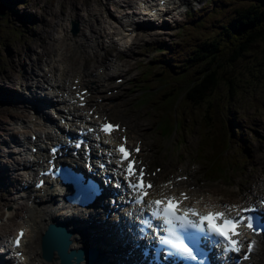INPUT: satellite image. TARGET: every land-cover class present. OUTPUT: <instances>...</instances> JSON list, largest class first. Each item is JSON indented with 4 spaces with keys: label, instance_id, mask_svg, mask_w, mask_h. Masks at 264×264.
<instances>
[{
    "label": "rangeland",
    "instance_id": "1",
    "mask_svg": "<svg viewBox=\"0 0 264 264\" xmlns=\"http://www.w3.org/2000/svg\"><path fill=\"white\" fill-rule=\"evenodd\" d=\"M140 0H133L132 11H138L137 4ZM210 0H197L196 3L187 6V0L177 1V7L173 8L174 14L172 18H168L167 24L157 28L156 26H151L150 29L137 31L136 34L129 35V32L125 31L122 35L116 36V39H122L124 37L133 39V43L127 44L126 40H123L122 43H117L115 49H110L111 40L107 38V35L102 32L101 29H104V24H106V32L114 28L117 24L108 17L107 14L100 15L98 11L91 12L88 10L98 9L96 3L91 4L90 9L86 5L80 10V15L75 16L73 11L64 10L59 11L60 8H65L66 5H61V3L55 2L45 14V25L38 26L37 22L42 18L36 7L47 8L49 6L50 0H20L19 5L14 7L9 5L6 0H0V15L2 11L4 15L0 16V73L5 71L6 73L10 72L8 67L10 62L18 63V60H13L12 55L16 53L21 59L23 66L18 68V75L25 73L36 74L37 70H34L30 67L31 59L27 58L26 47L40 51L41 45H38L36 42L27 43L26 36L32 34H41L45 38L46 44H51L54 49H59V53H63L66 58V51L70 54L67 56L70 58L72 65V70L78 69L79 65L82 63L83 56L86 57L90 49H86L83 55L80 57L79 52H82L81 44H93V41L104 43L105 46L108 45L107 49L102 54L93 55L87 61L91 67V71L98 68H104L100 64L104 61L108 64H112L111 59L113 57H118L122 61V73L125 74L127 78V84L125 88L121 90L119 98H124L118 102L115 106V113L118 114L116 119H123L127 123L131 130L132 135L141 137L144 139L146 146L149 148L148 155L145 158V162L150 164L152 168L155 165H159L163 168L164 181L174 180L176 177L182 175H189L191 177L187 185H196L200 186L204 193L207 194V200L213 204L222 203V201H242V202H251L254 199H257L258 195L264 193V81L258 85L254 84L251 86H241L238 88L237 94L230 98V93L226 88H222L219 93H217L214 98L224 101L229 107L230 117L235 119L236 124L241 127L242 134L246 135L244 140L239 136L243 142H245V149L243 150L245 156H238L240 154L239 149L234 148L228 155H224L225 163L231 167L230 174L223 179H207V165L203 161L201 151L197 153L199 146L203 145V136L207 135L208 139H214V142L217 141V137L222 135L223 130L226 129V118L225 115L219 114L218 118L213 120V123L217 124L212 127L210 120V106L207 104L202 108H194L192 111H187L184 114L179 113L181 117H178L179 121H183L185 118V129H181L180 133L172 135L170 137L161 136L156 128L157 120L160 118L159 115H155L153 111V106L148 104V106L141 107L138 98L139 93L137 91L142 89L143 80L141 76L145 72L143 65L150 66L155 60L160 62L165 59L159 58L155 49L159 46L166 44L168 45L167 51L175 52L181 45H185L184 39L185 36L181 33L182 26L187 21V11H201L203 8H206ZM216 1V0H215ZM231 3L233 0H226ZM211 2V1H210ZM218 2V0H217ZM24 3H29L28 6H25ZM109 3V11L112 12L113 17L117 18L119 22H127L132 20V18H127L126 10L130 7H124V0H100L99 5H106ZM193 3V2H192ZM235 3H240L235 1ZM244 4L249 3L248 1L242 2ZM82 3H79L78 9ZM194 7V5H196ZM243 4V5H244ZM16 5V4H15ZM119 6V7H118ZM111 9V10H110ZM218 10L219 8H212V10ZM117 11L121 16L117 15ZM62 13V15H58ZM93 15L88 19L89 15ZM7 15V16H6ZM29 20L23 18V16H30ZM9 20L7 25L2 24L3 19ZM82 20L86 22L87 20L92 21L95 26L98 28L95 34H91L89 28H80V33L77 37L70 36L69 30L73 22H78ZM49 23V25L47 24ZM131 23V22H129ZM124 24V23H123ZM128 24V23H125ZM166 24V23H165ZM134 26V24H133ZM168 26V25H167ZM127 28V27H126ZM17 29V30H16ZM138 28H136L137 30ZM130 30V29H129ZM200 31L191 32L187 36V41L190 44L200 43L207 33L199 29ZM17 35H13V33ZM55 35L60 39L61 43L57 44ZM90 38L87 40L86 38ZM183 40V42H181ZM133 45L132 49L127 53H120L118 46ZM257 45V44H256ZM254 52L258 53L260 50L254 48ZM57 54V51L53 53ZM71 56V57H70ZM173 57V56H171ZM171 57L167 58L168 60ZM58 59H60L58 57ZM247 59H252L250 55H247ZM62 64L64 61H61ZM98 62H100L98 64ZM98 64V65H97ZM157 63L155 62L154 65ZM42 65V63L40 64ZM243 61L240 62V66L236 67L234 75H236V81L239 76L237 71L240 70L245 76L248 74L247 70L249 68H254L257 70L256 78L253 79L255 82H260L263 80V72H258L264 68V65L259 66V64L247 63L243 66ZM5 66L4 69L1 67ZM40 68V67H39ZM240 68V69H239ZM105 69V68H104ZM226 72L229 73V70ZM113 78H111L112 80ZM30 83L31 80H28ZM138 86L137 88L135 87ZM5 87L0 83V88ZM138 89V90H137ZM150 89V88H148ZM15 91L16 89H12ZM151 91V89H150ZM149 91V92H150ZM29 95H35V93ZM118 101V100H117ZM17 104V105H16ZM9 104V106L16 105L20 113L19 115H10L7 113L2 104L0 103V142L6 140H11L14 135H12L13 130L16 129V120L18 117L26 116L27 113L24 112L26 105L23 103ZM219 108H224V103H217ZM259 106V107H258ZM225 114H227L225 112ZM24 119H27L24 117ZM217 130L214 134V131ZM220 141V140H219ZM181 144V145H180ZM13 148L7 146V151H11ZM207 154H214V151L211 149L207 150ZM203 154L204 159L212 164L208 155ZM14 154H5L0 150V171L6 167L10 170L14 176L17 175L15 171V164L5 162L6 158L13 157ZM231 163H233L231 165ZM221 168L224 167L222 164ZM13 169V170H11ZM18 170V169H17ZM19 172V170H18ZM4 173V172H1ZM14 179V178H13ZM4 183H0V194L1 190L6 191L9 188L3 186ZM14 188L7 193L4 197L5 201L8 203L9 200H13L11 193L17 188L18 181H13ZM13 209L8 205L2 207L0 212V220L6 216V220L2 223L0 222V233L5 237L10 236L16 230L15 225L8 228V225L11 224V218L8 215L12 214ZM18 225V224H17ZM19 226V225H18ZM0 241H2L0 239ZM252 264H264V257H256Z\"/></svg>",
    "mask_w": 264,
    "mask_h": 264
},
{
    "label": "snow or ice",
    "instance_id": "2",
    "mask_svg": "<svg viewBox=\"0 0 264 264\" xmlns=\"http://www.w3.org/2000/svg\"><path fill=\"white\" fill-rule=\"evenodd\" d=\"M86 95V89L77 92L81 107L85 106L82 101ZM72 103H77V100H73ZM92 111L87 114L89 117H91ZM70 122L81 125L76 129L75 137L68 134L70 129L63 133L67 137L69 146L74 149L72 154L82 158L87 174L97 180L101 189L106 187L115 189L119 196L123 197L120 200L104 197L101 193V196L97 197L101 205L107 198L110 204L127 208L128 212L125 215L140 226V238L145 241L154 238L162 248L166 249L165 256L189 254V249L183 243L180 232L192 228L202 235L218 238L224 260L226 264H230L232 256L240 257L245 249V243L242 241L245 233L241 230L242 228H246L254 234L264 233V200L247 207H236L235 215H231L232 208H228L227 211H209L207 214H201L195 207H184L183 202L190 199L187 193H181L180 196L168 195L159 199L150 198L156 187L151 177L156 176L162 170L157 168L155 172H147L146 168L141 166L142 162L137 159L142 151L141 147L139 145L135 148L129 147L127 136L120 137L117 142L113 133L126 132L127 129L119 124H113L107 119L99 126L86 121H75L72 115H68L62 121L65 124ZM105 136L108 139H104ZM114 144L115 148L104 147V145ZM32 150L33 152L37 151L35 147ZM60 150V147L49 149V156L52 159L48 161V169H45L44 174L51 179L63 172L64 174L60 176L62 181L67 170L56 166L55 158ZM93 152L95 157L92 155ZM74 171L76 170L74 169ZM181 179L186 180L188 177H181ZM45 183V180L41 179L35 186L42 188ZM166 186H171V182ZM23 237L24 233L21 231L12 242L17 249L15 255L21 261L24 257L19 249ZM254 243V241L247 243V251L242 256L243 260L249 259L247 253L252 251Z\"/></svg>",
    "mask_w": 264,
    "mask_h": 264
},
{
    "label": "trees",
    "instance_id": "3",
    "mask_svg": "<svg viewBox=\"0 0 264 264\" xmlns=\"http://www.w3.org/2000/svg\"><path fill=\"white\" fill-rule=\"evenodd\" d=\"M235 1L240 3L237 4ZM244 1L249 3H242ZM216 6L219 9H215L204 19L199 15L198 18L193 15L189 19L191 31L201 29L208 34L207 37L205 36L198 44H190L186 40L185 45L179 46L171 54L175 60H181V63L163 60L156 65L154 62L148 66L142 77L144 83L142 89L155 114L162 118H159L158 124L163 134L171 135L174 132L177 127L176 118L181 117L179 113L184 114L206 104L210 106L209 114L213 129L215 126L217 128L213 120L218 118L219 114L225 115L226 129L222 132L223 137L222 135L217 137V141L214 142L213 135L208 139L209 134H205L199 150L202 156L207 154L208 149L213 150L214 154H207L209 159L217 165V173L227 176V171L220 170L224 155L232 150L234 144L246 143L239 137L243 136L241 131L239 133L234 131L237 125L235 119L232 121L228 114L229 107L214 96L222 88H226L231 98L237 94L241 86L258 85L264 81V68L258 71L263 72V80L260 82L253 80L257 75L254 68H249L246 76L238 70L237 81L234 75L241 61L244 65L247 63L264 65V0H233L231 3L222 0L217 2ZM191 31L185 28L183 31L185 39ZM257 47L260 51L255 53L254 48ZM247 55L252 59L246 60ZM226 70H229V73ZM222 102L224 108L220 109L217 103ZM183 125L184 123L179 121L178 126L182 128ZM239 150L246 151L241 147Z\"/></svg>",
    "mask_w": 264,
    "mask_h": 264
},
{
    "label": "bare ground",
    "instance_id": "4",
    "mask_svg": "<svg viewBox=\"0 0 264 264\" xmlns=\"http://www.w3.org/2000/svg\"><path fill=\"white\" fill-rule=\"evenodd\" d=\"M28 1V0H27ZM98 1L100 3V0H50L49 6L47 8H43V10H39L37 9V7L35 8L38 12V14L42 17V19H40L37 24H42V20L45 16V14L48 12V10H50L51 6L53 4H55V2L57 3H61V5H66L65 8H60L59 11H64L66 10H71L74 12V14L76 12H78V14L80 13V10H82V7H84V5H86L88 8L86 9H90L91 8V4L92 3H96L98 5V9H91L88 11L91 12H95L98 11L100 15H105L107 14L108 17L114 22V24H117L114 28H112L111 30H109L108 32H106V24H104V29H101V33L104 32L107 35L108 39H112L115 36H119L120 34H123L125 32V24L128 29H133L134 34L137 33V30H140L141 28H138L136 24H131L129 22H119L117 20V18H115V16L113 17V14L111 11H109V3H107L106 5H99ZM7 3L11 4L12 2H14V7H17L19 5L20 0H6ZM124 7H130L126 10L127 12V18H132L136 19L137 15L139 16V19L142 20L141 16H144L143 12L141 11H132V3L133 0H124ZM141 2V1H140ZM79 3H82L78 9V5ZM29 3H24L25 6H28ZM193 3H190V5H192ZM196 5H194V7H196ZM119 7V6H118ZM165 7L164 5L161 6L160 8H158L159 13L162 12L163 8ZM170 7L171 8H176L177 4L175 3H170ZM85 8V7H84ZM144 10H146V8H143ZM111 10V9H110ZM171 11V9H170ZM217 12V11H216ZM62 14V13H60ZM117 15L121 16V14L117 11ZM90 17H92L93 15H89ZM23 18H25L26 20L30 19V16H23ZM148 18V17H147ZM168 18H172V17H168ZM124 23V24H123ZM142 28L144 27H151L149 23H144L143 25H138ZM185 28H187L188 31H191V27H187L184 24ZM93 28L94 31H97L98 28L95 26V24L93 23ZM136 28H138L136 30ZM197 31H200L199 29ZM91 34H95V33H91ZM38 35V34H36ZM44 38V36H43ZM45 39V38H44ZM55 39H56V43L59 44L61 43L60 39L55 35ZM90 39V38H88ZM26 40L27 43L30 42H36L39 45V35L37 36V40L35 41H30L27 36H26ZM123 40H127L126 37L123 38ZM133 42V39H129V41L127 40V44ZM43 46V55H40L37 57L36 60H34L32 62V67L34 68H38L39 64L41 62H44V58L47 57V63L49 61V51L50 48H52L49 45H45V42H42ZM29 48V46H28ZM61 55V57L63 58L64 61L65 57L63 53H59ZM70 53L68 51H66V56H68ZM28 57H31L32 55H34V52H30L29 54H27ZM12 59L13 60H18L19 63H22V59L16 54L13 53L12 55ZM48 65V64H47ZM46 65V66H47ZM23 65H17L15 63H10V66L8 67L10 70H18L19 67H22ZM5 66H2L1 68L4 69ZM109 67V66H108ZM110 67L113 70H119L120 67H122V65L116 61L113 62L112 64H110ZM9 74L6 72L1 73L2 75L0 76V80L7 82L5 84V86L8 87L9 90L5 89V88H0V103L2 104V107L4 108V110L9 113V109L14 108V114H19V110L18 107L16 106V103L22 102L21 101V95L17 94L16 92H14L13 86H11V84H15L18 85H24L27 86V80L26 79H20V78H16L14 76V74ZM97 73V72H96ZM25 74V72H24ZM24 74H21V76H23ZM77 74H80L82 80L84 81V84L86 85V88H90V91H97L98 87H99V82L100 80V75L98 74L97 78H95V76L92 75V73L88 72V73H83L82 70L77 71ZM29 76V75H27ZM53 77H56L57 75L53 74ZM12 79V80H10ZM63 76H61L60 78L57 79V81L55 82V85H50L51 87H55L56 85H60V84H67V83H63ZM14 81V82H13ZM56 89H59V87H56ZM20 90V89H18ZM21 91V90H20ZM89 91V92H90ZM23 97V95H22ZM24 98V97H23ZM88 99H90L88 97ZM43 102H46L45 100H40ZM9 104H16V105H12L9 106ZM22 103H25V101H23ZM95 108V113H97L98 111H102L103 114L109 115L110 111L106 110L104 107L102 108L99 105H92L89 104L84 110L89 111L91 109ZM259 107V106H258ZM53 108H55V110L57 111L58 107H56V105H53ZM25 112V111H24ZM26 113V112H25ZM38 113H42V112H38ZM10 114V113H9ZM11 115V114H10ZM233 121V119H232ZM231 122V120H230ZM235 132L240 131V126L237 125L234 129ZM242 134V132H241ZM243 135V134H242ZM246 135L244 134L243 136H241L244 140ZM50 140H52L51 137H49ZM33 146H35L34 144H32ZM2 171H0V183H3L4 187H8V184L6 183L5 180V174L1 173ZM162 174L157 175L156 177V181L152 180V182L156 185V187H160L161 189H164L165 186L163 185V182H160L162 180ZM174 187H177V190L180 191V185L176 184L173 182ZM155 187V188H156ZM13 188V186H12ZM188 189V188H187ZM49 190H45V193H41L38 198H36L37 200H34L32 202V205L34 208H31L29 206V203L27 204V206H21L19 212L12 217L11 219V224L8 225V228L11 229V227H13V225H15L16 228H18V225L22 224V228H26L27 229V234L25 236L26 241H27V247H28V257L30 259V263L29 264H34L35 261H38L39 264H47L44 260H46L44 258V256L42 255V239L43 237L48 233V228H49V224L52 222H56L57 224L54 226V229L56 231H58L59 233H61V236L64 237H68L67 234L69 233L68 230H73L74 231V236L72 237V249H80V248H92L95 247V249H99V244L97 242L96 238V229L98 226H95L94 224L97 223L96 220H98V215H95L94 220L92 222V224L89 226L88 224H85L82 222V219L80 217V214L83 217H87L90 216L91 213L89 212V210H85V212L81 213L82 211H79L78 208H73V205L71 204H64L63 201L59 200L58 198L54 197V194H49L48 192ZM181 191H186V189H183ZM198 192H201V197L203 200H207V194L203 193V190L200 189ZM33 191H30L28 193L29 197L32 196ZM191 194L195 195L193 192H190ZM24 194H27V191L24 192ZM9 203V202H8ZM4 197L3 194H0V212L2 211V207H6V205L8 204ZM64 204V205H63ZM61 206H63V209L61 208ZM21 212H25L28 213V220H25L24 222H20L19 220L16 219V217L21 213ZM70 217L72 219H70ZM116 219H117V214L115 215ZM104 218V217H103ZM18 224V225H17ZM95 226V227H94ZM67 227L69 229H67ZM95 228V232H93L92 228ZM107 227V228H105ZM109 226L108 224L102 225L100 227V229H104V234H103V239L106 243H109L108 240L110 241H115L117 239V236L115 233L110 232L109 231ZM45 232V233H44ZM71 240V237H70ZM258 256H263L264 257V237L260 238L258 240ZM92 254L94 253L93 251L91 252ZM46 255H49L46 253ZM86 260V259H83ZM82 260V261H83ZM52 262V261H51ZM51 264H59L58 262H53ZM74 264H88L87 261H84L82 263H75ZM95 264H103V259L99 258V260L95 263ZM111 264H117L115 260H112Z\"/></svg>",
    "mask_w": 264,
    "mask_h": 264
},
{
    "label": "water",
    "instance_id": "5",
    "mask_svg": "<svg viewBox=\"0 0 264 264\" xmlns=\"http://www.w3.org/2000/svg\"><path fill=\"white\" fill-rule=\"evenodd\" d=\"M68 237L61 236V233L49 230L42 240L43 256L46 261H59L60 264L81 263L84 259V250L75 251L71 249L72 241L70 233ZM49 254V255H46ZM92 254V253H91ZM93 255V254H92Z\"/></svg>",
    "mask_w": 264,
    "mask_h": 264
}]
</instances>
